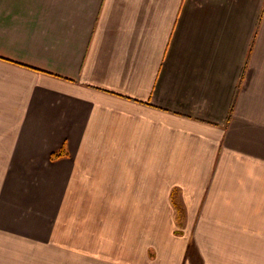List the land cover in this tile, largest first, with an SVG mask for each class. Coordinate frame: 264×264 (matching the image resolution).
I'll return each instance as SVG.
<instances>
[{
  "label": "crops",
  "instance_id": "obj_1",
  "mask_svg": "<svg viewBox=\"0 0 264 264\" xmlns=\"http://www.w3.org/2000/svg\"><path fill=\"white\" fill-rule=\"evenodd\" d=\"M0 264H264V0H0Z\"/></svg>",
  "mask_w": 264,
  "mask_h": 264
},
{
  "label": "trees",
  "instance_id": "obj_2",
  "mask_svg": "<svg viewBox=\"0 0 264 264\" xmlns=\"http://www.w3.org/2000/svg\"><path fill=\"white\" fill-rule=\"evenodd\" d=\"M59 156H60V155H58V154H54L53 158L56 159V158H58Z\"/></svg>",
  "mask_w": 264,
  "mask_h": 264
}]
</instances>
